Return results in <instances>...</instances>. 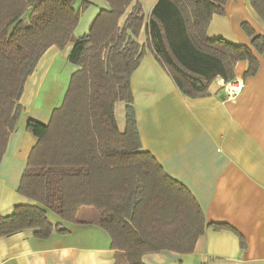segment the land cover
Listing matches in <instances>:
<instances>
[{"label": "trees", "instance_id": "16d2710c", "mask_svg": "<svg viewBox=\"0 0 264 264\" xmlns=\"http://www.w3.org/2000/svg\"><path fill=\"white\" fill-rule=\"evenodd\" d=\"M226 1L157 0L140 44L144 13L134 0H106L109 8L99 10L78 38L73 32L89 2L0 0V161L17 126L25 80L41 55L53 45L72 42L68 61L76 66L49 122L26 123L37 142L18 192L34 203L17 204L10 214L0 215V237L28 229L36 238H47L66 231L49 219L48 210L63 221L87 223L77 216L91 208L110 237L115 264H143L145 253H191L209 226L229 228L207 223L191 193L142 149L130 86L147 51L191 98L206 95L217 78L233 80L238 61H247L244 77L255 75L264 36L247 22L241 27L251 38L249 45L207 36L211 17L224 13ZM248 1L264 21V0ZM119 101L125 103L123 131L114 114Z\"/></svg>", "mask_w": 264, "mask_h": 264}, {"label": "crops", "instance_id": "0c3cea01", "mask_svg": "<svg viewBox=\"0 0 264 264\" xmlns=\"http://www.w3.org/2000/svg\"><path fill=\"white\" fill-rule=\"evenodd\" d=\"M84 1L89 5L80 12L73 32L77 38L88 31L99 10L109 8L106 0ZM134 1L144 13L137 37L143 44L146 22L157 0ZM244 22L264 36V21L248 0H227L224 13L211 17L206 33L210 38L249 45L251 38L241 27ZM72 45L49 47L25 80L17 126L8 136L0 161V215L10 214L17 204L34 203L18 192L28 155L37 142L26 123L47 124L60 104L76 68L68 61ZM257 58L259 66L253 76L244 77L246 60L235 64L234 79L242 80L243 88L234 99L224 97L223 80L218 78L206 95L185 96L151 51L132 73L130 86L142 149L191 193L207 223L229 227H207L191 253H145L143 264H264V53ZM114 114L123 131L124 102L115 103ZM77 218L87 223L49 218L66 231H53L47 238H36L28 229L1 236L0 264H115L110 237L96 223V213L83 208Z\"/></svg>", "mask_w": 264, "mask_h": 264}, {"label": "built area", "instance_id": "2783aa9c", "mask_svg": "<svg viewBox=\"0 0 264 264\" xmlns=\"http://www.w3.org/2000/svg\"><path fill=\"white\" fill-rule=\"evenodd\" d=\"M243 81L233 79L231 81L222 82L223 94L226 99H234L242 91Z\"/></svg>", "mask_w": 264, "mask_h": 264}, {"label": "rangeland", "instance_id": "374dc122", "mask_svg": "<svg viewBox=\"0 0 264 264\" xmlns=\"http://www.w3.org/2000/svg\"><path fill=\"white\" fill-rule=\"evenodd\" d=\"M63 96H64V94H63ZM48 216H49L50 219L58 218V215H56L55 213H53L51 211L48 213Z\"/></svg>", "mask_w": 264, "mask_h": 264}]
</instances>
